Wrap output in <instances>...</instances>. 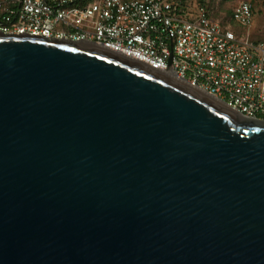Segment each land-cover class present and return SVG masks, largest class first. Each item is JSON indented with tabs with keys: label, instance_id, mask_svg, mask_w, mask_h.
I'll list each match as a JSON object with an SVG mask.
<instances>
[{
	"label": "water",
	"instance_id": "1",
	"mask_svg": "<svg viewBox=\"0 0 264 264\" xmlns=\"http://www.w3.org/2000/svg\"><path fill=\"white\" fill-rule=\"evenodd\" d=\"M0 264H264V120L103 44L0 30Z\"/></svg>",
	"mask_w": 264,
	"mask_h": 264
},
{
	"label": "built area",
	"instance_id": "2",
	"mask_svg": "<svg viewBox=\"0 0 264 264\" xmlns=\"http://www.w3.org/2000/svg\"><path fill=\"white\" fill-rule=\"evenodd\" d=\"M210 0H0V30L103 44L173 74L238 114L264 120V40L211 16ZM233 19L250 27V1Z\"/></svg>",
	"mask_w": 264,
	"mask_h": 264
},
{
	"label": "rangeland",
	"instance_id": "3",
	"mask_svg": "<svg viewBox=\"0 0 264 264\" xmlns=\"http://www.w3.org/2000/svg\"><path fill=\"white\" fill-rule=\"evenodd\" d=\"M239 1L252 2L254 6L255 23L251 29V33L254 38H264V0H223L221 7L216 10L215 17L225 25H237L238 23L232 17L229 19V11L232 10Z\"/></svg>",
	"mask_w": 264,
	"mask_h": 264
},
{
	"label": "crops",
	"instance_id": "4",
	"mask_svg": "<svg viewBox=\"0 0 264 264\" xmlns=\"http://www.w3.org/2000/svg\"><path fill=\"white\" fill-rule=\"evenodd\" d=\"M222 2H223V0H210V2L208 3V9H209V12H210L211 16H213L222 25V27H224L226 29L233 30L238 35H240V36H242L244 38H248L249 40L254 41V42H258V41H263L264 40V38H254L253 37V35L251 33V29H252V27H253L255 22H253V24L250 27H243V26L238 25V24L237 25H231V24L225 25L219 19H217L215 17V13H216V10L221 7ZM240 2L241 1L237 2L236 5L233 7V9L229 11V19L231 17L233 18V15L231 13L234 11L235 7Z\"/></svg>",
	"mask_w": 264,
	"mask_h": 264
},
{
	"label": "trees",
	"instance_id": "5",
	"mask_svg": "<svg viewBox=\"0 0 264 264\" xmlns=\"http://www.w3.org/2000/svg\"><path fill=\"white\" fill-rule=\"evenodd\" d=\"M76 1H77L78 5H82V4H84V3L88 2V1H94V0H76ZM96 1H98V0H96ZM252 6H253V4H252ZM253 9H254V6H253ZM233 13H234V11L231 14L233 15ZM254 15H255V13H254Z\"/></svg>",
	"mask_w": 264,
	"mask_h": 264
}]
</instances>
